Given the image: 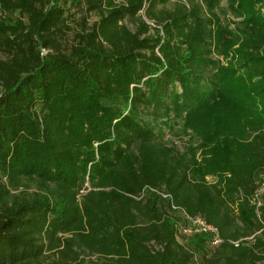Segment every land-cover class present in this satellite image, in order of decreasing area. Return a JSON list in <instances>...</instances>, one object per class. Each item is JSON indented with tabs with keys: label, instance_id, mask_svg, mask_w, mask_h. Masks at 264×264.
I'll return each instance as SVG.
<instances>
[{
	"label": "trees",
	"instance_id": "trees-1",
	"mask_svg": "<svg viewBox=\"0 0 264 264\" xmlns=\"http://www.w3.org/2000/svg\"><path fill=\"white\" fill-rule=\"evenodd\" d=\"M220 1L0 0V264H264V0Z\"/></svg>",
	"mask_w": 264,
	"mask_h": 264
},
{
	"label": "built area",
	"instance_id": "built-area-1",
	"mask_svg": "<svg viewBox=\"0 0 264 264\" xmlns=\"http://www.w3.org/2000/svg\"><path fill=\"white\" fill-rule=\"evenodd\" d=\"M146 21L150 26L155 27V24L152 21H148V20ZM260 178H261V184L253 199V203H255L256 206H259L261 204L260 197L264 192V170L261 173ZM186 217H187L188 224H189V228L187 229V231L193 230L195 232L211 233L214 235L213 243L220 242V240L217 237V231L214 227H212L211 225H208L203 219L199 217H189V216H186Z\"/></svg>",
	"mask_w": 264,
	"mask_h": 264
},
{
	"label": "rangeland",
	"instance_id": "rangeland-1",
	"mask_svg": "<svg viewBox=\"0 0 264 264\" xmlns=\"http://www.w3.org/2000/svg\"><path fill=\"white\" fill-rule=\"evenodd\" d=\"M170 5V4H169ZM168 6V5H167ZM220 7L222 8V9H224L225 7H226V0H221L220 1ZM220 13H221V15H222V13L223 12H221V10H220ZM227 16H229L230 18H232V15H230V14H227ZM91 20H93V17L91 18ZM127 23V25L130 27V28H132L133 26H132V24L131 23H128V22H126ZM71 36V35H70ZM71 37H69V39H70ZM46 52V51H45ZM188 137L187 136H181V137H176V136H174V135H172V134H166L165 135V139H169V140H171V142H173L179 149H183L184 148V144H185V140L187 139ZM206 179L207 180H211V178L209 177V176H207L206 177ZM87 258V257H86ZM91 259H94V257L93 256H91L90 257Z\"/></svg>",
	"mask_w": 264,
	"mask_h": 264
}]
</instances>
